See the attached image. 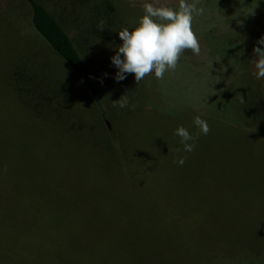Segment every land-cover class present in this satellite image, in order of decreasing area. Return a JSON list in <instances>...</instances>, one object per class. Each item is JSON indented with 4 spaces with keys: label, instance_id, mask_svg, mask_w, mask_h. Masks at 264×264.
Segmentation results:
<instances>
[{
    "label": "trees",
    "instance_id": "1",
    "mask_svg": "<svg viewBox=\"0 0 264 264\" xmlns=\"http://www.w3.org/2000/svg\"><path fill=\"white\" fill-rule=\"evenodd\" d=\"M23 1L33 29L49 49L17 38L10 24L0 20V38L9 43L2 84L21 109L47 125L52 135L79 142L85 149L82 153L94 158L82 160L76 169L53 158L47 181L31 197L30 186L19 191L14 184L17 178L30 179V166L23 165L19 171L18 166L12 167L8 173L9 166L0 164V264H221L224 258L246 253L264 255V212L255 207L222 212L153 208L150 196L129 195L123 181L118 186L107 177V166L117 162L121 169L125 157L106 119L147 110L146 98L154 92L150 80H155L160 92L166 89L154 74L139 85L134 74L115 79L118 68L112 57L123 43L119 30L130 28L125 1L135 0ZM144 1L178 7V0ZM219 1L225 21L232 23L233 17L239 21L236 43L248 60L247 67L254 48H264L257 43L264 37V0ZM197 7L208 14L201 0ZM101 20L102 30L97 28ZM246 73L250 76L247 90L242 87L231 95L236 97L232 99L238 119L234 126L246 133H264V87ZM169 76L172 71L164 78ZM123 95L135 110L113 107V101ZM90 108L99 118H90ZM211 118L216 123L225 121L214 114ZM100 175L105 183L99 181ZM143 203H151L150 208ZM205 234L212 236L200 248L203 256L196 257L194 249Z\"/></svg>",
    "mask_w": 264,
    "mask_h": 264
},
{
    "label": "rangeland",
    "instance_id": "2",
    "mask_svg": "<svg viewBox=\"0 0 264 264\" xmlns=\"http://www.w3.org/2000/svg\"><path fill=\"white\" fill-rule=\"evenodd\" d=\"M201 1L208 14L194 15L192 24L200 43V55L184 50L177 68L172 71L173 76L159 80L162 87H166L162 88L163 92L153 84L155 80L149 81V89L154 92L146 98L147 110H139L133 116H115L113 121L106 119L109 129L114 130L123 146L125 167L119 169L117 162L112 163L105 173L118 186L123 181L127 194L150 196L153 208L222 212L243 208L251 211L255 207L264 212V133L256 130L246 133L243 127L234 126L238 119L232 101L236 97L231 99L233 93L241 91L242 87L245 91L249 85L247 71L263 87L264 79L254 75L253 56L248 68L245 65L248 60L243 58L244 52L236 43L239 21L235 17L232 23L225 21L221 1ZM144 3V0H135L133 4L125 1L130 29L144 15ZM0 20L10 24L11 34L17 38L31 39L49 49L47 42L33 29L23 0H0ZM8 45L0 38V157L3 158L0 164L9 166L8 173L12 167L18 166L19 171L23 165L30 166V179L17 178L14 184L19 191L30 186L31 197L39 184L47 181L46 173L53 158L59 157L62 165L71 164L76 169L82 160L94 157L82 153L85 149L79 142L52 135L47 125L24 112L7 93L1 75ZM87 112H92L91 119L99 118L91 108ZM212 114L225 121L216 123ZM196 116L207 121L210 132L200 134L194 151L177 153L176 149H183V145L174 134L175 129L183 126L196 135L199 131L193 123ZM178 155L187 156L183 166L175 162ZM6 158L9 164L5 163ZM108 160L111 161V157ZM144 169L149 170L146 179H143ZM118 176L119 181L114 182ZM99 178L105 183L102 175ZM141 205L150 208L151 203ZM211 236L199 237L201 244L195 247L194 256H203L200 248L209 243ZM258 256L246 253L220 262L264 264V255Z\"/></svg>",
    "mask_w": 264,
    "mask_h": 264
},
{
    "label": "clouds",
    "instance_id": "3",
    "mask_svg": "<svg viewBox=\"0 0 264 264\" xmlns=\"http://www.w3.org/2000/svg\"><path fill=\"white\" fill-rule=\"evenodd\" d=\"M199 0L189 3L188 0H178V7L155 6L153 3H144V15L139 18L138 24L130 28L119 30V37L123 41L118 46L116 55L112 57V63L118 68L115 79L121 81L126 74H134L138 85L146 76L153 75L156 79H163L168 71L177 68L180 56L184 50H191L194 55H200L201 47L197 35L193 31L194 15H204V8H198ZM101 20L97 28H104ZM264 44V37L257 42ZM254 58L251 60L255 68L254 75L257 79H264V48L255 47ZM113 107H130L135 110V104H129L124 95L113 101ZM199 129L196 135H192L183 126L175 129V135L180 137L183 149L190 153L195 150L196 140L200 134L207 135L210 127L204 119L196 116L193 121ZM187 156L178 155L176 163L183 166Z\"/></svg>",
    "mask_w": 264,
    "mask_h": 264
},
{
    "label": "water",
    "instance_id": "4",
    "mask_svg": "<svg viewBox=\"0 0 264 264\" xmlns=\"http://www.w3.org/2000/svg\"><path fill=\"white\" fill-rule=\"evenodd\" d=\"M106 123H107V126L109 127V123L106 121Z\"/></svg>",
    "mask_w": 264,
    "mask_h": 264
}]
</instances>
